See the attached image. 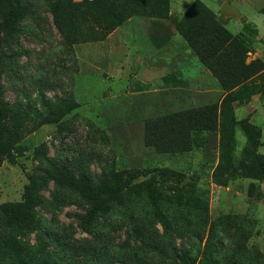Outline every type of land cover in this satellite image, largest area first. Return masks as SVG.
Masks as SVG:
<instances>
[{"label": "rangeland", "instance_id": "374dc122", "mask_svg": "<svg viewBox=\"0 0 264 264\" xmlns=\"http://www.w3.org/2000/svg\"><path fill=\"white\" fill-rule=\"evenodd\" d=\"M25 1L30 9L19 24L18 43L0 32L2 98L12 108L40 110L38 84L43 81L45 99L72 97L77 107L60 122L25 134L0 164V204L21 202L29 177L46 178L35 227L9 229L0 216V264H214L217 244L223 256L240 264V252L233 253L240 244L235 230L222 221L228 219L234 220L251 254L264 253V178L252 180L234 170L225 186L213 183L212 172L222 154L219 130L196 135L190 152L158 154L144 145L145 120L190 108H177V97H156L154 87L144 96H125L128 53L155 46L146 31L135 28L138 20L123 39L133 46H121L108 64L101 54L108 52L106 44L69 47L50 12L42 9L43 1ZM189 1L171 0V7ZM196 1L248 48L246 63L264 62L255 54L264 52V0ZM186 11L170 24L175 32ZM157 37L168 41L174 36L167 32ZM110 75L120 79L107 80ZM248 87L250 97L232 104L234 115L237 108L242 107L238 118L249 110L241 120L260 133L257 151L264 155V115L256 116L261 120L253 117L255 124L250 120L253 99L260 98L264 105V71ZM218 88L216 101H221L225 93ZM197 100L191 108L198 106ZM233 133V149L224 154L237 168L248 137L239 126ZM81 164L88 166L95 182L113 170L121 187V202L96 220L90 233L80 228L86 204L58 188L47 173L54 165L76 170ZM150 185L162 196L160 201L150 200Z\"/></svg>", "mask_w": 264, "mask_h": 264}, {"label": "trees", "instance_id": "16d2710c", "mask_svg": "<svg viewBox=\"0 0 264 264\" xmlns=\"http://www.w3.org/2000/svg\"><path fill=\"white\" fill-rule=\"evenodd\" d=\"M41 1L44 3L42 9L50 12L55 28L69 47L78 42L98 39L99 36L93 33V25L102 29L104 33L101 36H104L108 31L122 25L129 17L166 19L170 10V0ZM29 9L30 5L25 0H0V32L18 43L19 24L28 15ZM176 31L200 63L218 81L225 95L221 101L145 120L144 145L158 154L185 153L193 149L196 135L219 130L222 154L212 172L213 183L225 186L234 170H239L243 177L252 180L264 178V155L257 151L260 133L247 121L236 120L232 106L234 102H241L250 97L248 84L264 71V62L256 60L246 63L248 48L220 25L214 13L198 1L193 2L187 9L178 22ZM1 43L0 38V48ZM43 87H47V82L38 84L41 89L38 92L41 109L38 110L32 106L10 107L2 98L0 84V164L3 159L11 157L12 151L25 134L37 130L42 125L60 122L77 107L72 97H56L53 101L45 99ZM236 126L242 128L247 135L248 145L240 164L234 168L231 158L224 154V151L233 149V132ZM79 166L75 170L73 167L54 165L50 168L52 171L47 173L58 188L86 204L80 228L83 232L90 233L96 220L107 216L113 205L121 202V187L113 170L104 171L95 182L88 166ZM45 180L42 176L29 177L21 202L0 204V216L4 219L6 228L29 229L36 226V208L42 203L39 191L43 188ZM149 189L152 203L162 199L152 185ZM222 221L229 223L231 230H235L234 236L240 244L233 249V253L240 252V264H264V253L251 254L244 247L243 235L233 226L234 220ZM215 246L218 251L212 257L214 264H232L233 257L223 256L220 245ZM177 258L185 261L182 255H177Z\"/></svg>", "mask_w": 264, "mask_h": 264}, {"label": "crops", "instance_id": "0c3cea01", "mask_svg": "<svg viewBox=\"0 0 264 264\" xmlns=\"http://www.w3.org/2000/svg\"><path fill=\"white\" fill-rule=\"evenodd\" d=\"M192 2L193 0H190L182 5L178 2L176 7L172 8L170 0L168 18L161 19L148 16H132L122 25L108 31L104 36H101L104 31L96 25H93V33L99 36L98 39L78 42L73 44V46L75 49H79L85 45H92L95 46L94 49H96V47L106 44L108 52L101 54L107 59V63L111 64L112 56L117 53V50H119L121 46H124L126 50L129 45L130 48L133 46L131 41H127L124 44L123 39L126 38L128 30L134 28L131 27L134 26L131 25L134 19L138 20L137 24H135V28L137 30L146 31L151 41L153 40L155 46L148 52L134 51L133 53H128L129 60L126 61L125 64L129 66V68L123 75L126 83L124 86L125 96H144L150 88L154 87L156 97L163 99L169 97L179 98L175 101L177 108H191V106L195 105L196 98L198 99V106L215 102L218 99L217 96L219 93V88L217 89V87H219L218 81L200 63L197 56L182 37L172 30L170 26V24H173L175 21V18L180 14L182 15ZM125 28L127 29L126 31ZM167 32H169L170 36H174L173 39L170 40L169 38L168 41H165L163 38L158 39L159 37H157V35L159 33ZM119 33L122 34L120 35ZM180 39H182L183 42H181ZM173 49L176 51L172 52ZM255 54L261 59L264 58V52L260 50ZM106 77L107 80L113 78L120 79L119 75H115L113 78L111 75ZM137 83L140 84L139 88H137ZM205 97L208 98L203 100L202 98ZM250 105H252L250 111L253 112L250 119L251 122L254 123L253 117L261 120V118L256 117L258 114L264 115V110H262L264 105H262L260 98L255 97ZM241 108L242 107L235 109V115L238 120L246 118L250 114L249 110H246V115L240 114L241 117L238 118L237 112L240 111ZM181 110L176 109L175 112ZM260 146H264V142H262V131Z\"/></svg>", "mask_w": 264, "mask_h": 264}]
</instances>
